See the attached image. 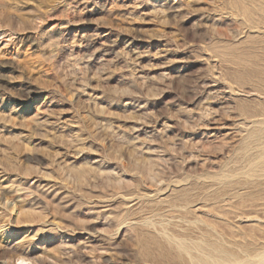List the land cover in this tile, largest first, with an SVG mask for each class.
Listing matches in <instances>:
<instances>
[{
  "label": "rangeland",
  "instance_id": "1",
  "mask_svg": "<svg viewBox=\"0 0 264 264\" xmlns=\"http://www.w3.org/2000/svg\"><path fill=\"white\" fill-rule=\"evenodd\" d=\"M263 54L264 0H0V264L255 262Z\"/></svg>",
  "mask_w": 264,
  "mask_h": 264
},
{
  "label": "bare ground",
  "instance_id": "2",
  "mask_svg": "<svg viewBox=\"0 0 264 264\" xmlns=\"http://www.w3.org/2000/svg\"><path fill=\"white\" fill-rule=\"evenodd\" d=\"M247 53V52H246ZM250 53V52H249ZM248 53V54H249ZM251 54H252V52H251ZM253 54H254V52H253ZM246 54L244 53V54H242V55H240V56H244L243 58H245L246 56H245ZM252 55H250L249 57H251ZM263 56H264V54H263ZM263 56H262V60H264L263 59ZM248 57V55H247V58H249ZM242 58V57H241ZM240 58V59H241ZM243 58H242V60H243ZM252 58H255L254 56H252ZM261 58V57H260ZM239 59V60H240ZM251 59V58H250ZM245 60V59H244ZM249 60V59H248ZM262 60H260L261 62H262ZM246 61V60H245ZM244 62V61H243ZM250 62V61H249ZM248 62V63H249ZM240 63H242V61H240ZM239 63V64H240ZM263 63H264V61H263ZM263 63H261V64H263ZM260 64V63H259ZM258 64V65H259ZM260 66H262L263 67V65H260ZM259 66V67H260ZM252 67H253V65H252ZM254 67H255V65H254ZM253 67V68H254ZM262 67H260V69L262 68ZM258 68V67H257ZM255 69H256V67H255ZM263 69H264V67H263ZM250 70H252V69H250ZM249 72V71H248ZM251 73H253L252 71H251ZM240 75V74H239ZM241 75H243V80H245L246 78H248V77H246V76H244L245 74H241ZM249 75V74H248ZM257 76H259V77H264V70H261V72H259V73H257V74H253V78H255V77H257ZM248 79H250V78H248ZM260 79H262V78H260ZM242 80V81H243ZM256 80H254V82H255ZM257 81H259V78L257 79ZM261 81H263V79L262 80H260V82ZM245 82L247 83V81L245 80ZM253 82V83H254ZM259 82V83H260ZM262 83H264V82H262ZM261 83V85H264V84H262ZM239 84H240V82H239ZM241 84H243V83H241ZM256 85H257V82H256ZM256 85L254 86V87H256ZM258 86V85H257ZM252 87H253V85H252ZM264 87V86H263ZM257 88V87H256ZM255 88V89H256ZM262 88V87H261ZM252 90L251 91H246V92H244V94H246V95H248V96H257V97H260V98H263L262 100H264V91H261L260 90V88L257 90H253L254 88H251ZM258 133H255L254 135H257ZM260 154L258 155V161H259V167L261 166H264V150H262L261 152H259ZM256 160V159H255ZM254 167V166H253ZM252 169V168H251ZM254 171V170H253ZM225 177V176H224ZM8 202H6V204H7ZM7 207H8V204L6 205ZM179 247H180V249H184V250H187V248H186V246L182 243H179ZM216 250V249H215ZM219 250V249H218ZM220 251V250H219ZM216 253H218V252H216ZM208 254V256H209V253H207ZM206 254V255H207ZM203 255V254H202ZM206 255H203L201 258H200V260H199V262L197 261V264L199 263V264H211V263H214V262H217V261H214V262H212V260H218L217 258H214V259H212L213 257H212V255H210V257H211V259L208 257V256H206ZM256 261L253 263H246V264H264V252H260V254H258L256 257ZM19 260H21V259H19ZM22 260H24V259H22ZM25 261V260H24ZM219 262H220V260H219ZM218 262V263H219ZM242 263V262H241ZM245 262H243V264H244ZM214 264H217V263H214Z\"/></svg>",
  "mask_w": 264,
  "mask_h": 264
}]
</instances>
